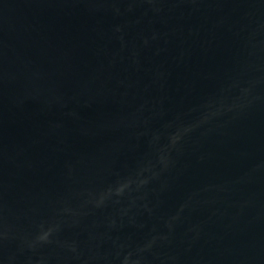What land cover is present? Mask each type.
Wrapping results in <instances>:
<instances>
[{"label": "water", "instance_id": "1", "mask_svg": "<svg viewBox=\"0 0 264 264\" xmlns=\"http://www.w3.org/2000/svg\"><path fill=\"white\" fill-rule=\"evenodd\" d=\"M0 264H264V0H0Z\"/></svg>", "mask_w": 264, "mask_h": 264}]
</instances>
